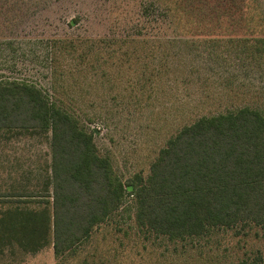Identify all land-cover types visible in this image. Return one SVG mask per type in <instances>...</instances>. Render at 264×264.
<instances>
[{
  "label": "rangeland",
  "instance_id": "rangeland-1",
  "mask_svg": "<svg viewBox=\"0 0 264 264\" xmlns=\"http://www.w3.org/2000/svg\"><path fill=\"white\" fill-rule=\"evenodd\" d=\"M10 80L93 129L132 185L184 125L244 106L264 113V0H0V82ZM50 159L46 134H4L0 193L41 191ZM136 210L127 193L77 248H15L0 264H264L260 226L171 239L139 226Z\"/></svg>",
  "mask_w": 264,
  "mask_h": 264
},
{
  "label": "trees",
  "instance_id": "trees-1",
  "mask_svg": "<svg viewBox=\"0 0 264 264\" xmlns=\"http://www.w3.org/2000/svg\"><path fill=\"white\" fill-rule=\"evenodd\" d=\"M1 132L46 134L51 159L41 191L0 193V202H16L0 207V255L15 248L35 253L50 243L56 256L71 251L127 193L135 197L138 225L171 239L204 236L214 227L264 229V113L258 109L244 106L184 125L160 149L149 175H135L127 186L99 153L95 131L35 84L0 82Z\"/></svg>",
  "mask_w": 264,
  "mask_h": 264
}]
</instances>
